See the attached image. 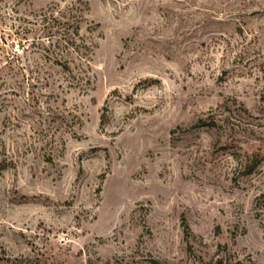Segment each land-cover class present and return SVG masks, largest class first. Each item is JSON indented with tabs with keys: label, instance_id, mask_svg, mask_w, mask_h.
Returning <instances> with one entry per match:
<instances>
[{
	"label": "rangeland",
	"instance_id": "rangeland-1",
	"mask_svg": "<svg viewBox=\"0 0 264 264\" xmlns=\"http://www.w3.org/2000/svg\"><path fill=\"white\" fill-rule=\"evenodd\" d=\"M0 160V259L264 264V0H0Z\"/></svg>",
	"mask_w": 264,
	"mask_h": 264
},
{
	"label": "trees",
	"instance_id": "trees-1",
	"mask_svg": "<svg viewBox=\"0 0 264 264\" xmlns=\"http://www.w3.org/2000/svg\"><path fill=\"white\" fill-rule=\"evenodd\" d=\"M70 3L59 11L50 7L46 11H40L34 15L35 23L38 25V37L32 38L27 49H23L21 54L29 50H37L43 54L46 60H52V65L59 67L62 71H70V63L79 60V63L88 64L89 45L80 36V10ZM79 13V14H78ZM11 61L17 60L20 56L14 52ZM5 160H0V165H4ZM0 264H39L37 260L10 257L1 258Z\"/></svg>",
	"mask_w": 264,
	"mask_h": 264
}]
</instances>
